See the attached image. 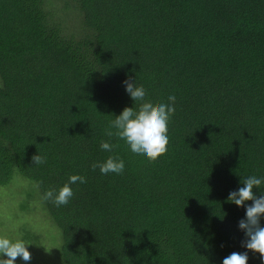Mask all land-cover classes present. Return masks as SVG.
<instances>
[{
	"label": "trees",
	"instance_id": "obj_1",
	"mask_svg": "<svg viewBox=\"0 0 264 264\" xmlns=\"http://www.w3.org/2000/svg\"><path fill=\"white\" fill-rule=\"evenodd\" d=\"M129 78L153 106L176 97L155 161L107 135L124 108L139 113ZM0 80V186L31 182L61 264H221L246 251L245 208L228 196L264 178V0H0ZM109 156L125 174L93 168ZM65 184L73 196L57 206Z\"/></svg>",
	"mask_w": 264,
	"mask_h": 264
},
{
	"label": "clouds",
	"instance_id": "obj_2",
	"mask_svg": "<svg viewBox=\"0 0 264 264\" xmlns=\"http://www.w3.org/2000/svg\"><path fill=\"white\" fill-rule=\"evenodd\" d=\"M123 84L135 105H140V110L137 113L135 110L124 108L114 120L110 121L107 135L118 137L133 156L155 161L167 152L168 125L175 112L176 97L169 95L168 103L161 102L153 106L151 103H146L147 94L143 87H139L130 78L123 81ZM100 147L110 152L114 145L105 141ZM32 159L35 164L43 162V158L39 155L33 156ZM96 167L101 174L111 173L115 176H122L126 171L125 164L118 161L115 156L94 163L93 168ZM69 179L71 183L78 180L81 183L85 182V178L81 176H72ZM262 184L264 178L249 175L242 179L243 186L229 193V202L245 208V218L239 221L238 227L245 234L246 239L242 242V247L246 251L230 253L222 259L221 264H249V252L258 253L264 260V226L261 225V218L264 217V194L256 196L254 193V189H261ZM44 195L45 198L53 197L51 191ZM72 196L73 190L70 184H65L55 193L54 203L57 206L67 204ZM248 201L252 203L248 204ZM28 245L23 239H12L0 234V264H16L17 258L24 262L30 261L32 254Z\"/></svg>",
	"mask_w": 264,
	"mask_h": 264
},
{
	"label": "rangeland",
	"instance_id": "obj_3",
	"mask_svg": "<svg viewBox=\"0 0 264 264\" xmlns=\"http://www.w3.org/2000/svg\"><path fill=\"white\" fill-rule=\"evenodd\" d=\"M22 179H15L9 185L0 186V234H5L12 239H23L24 230L30 229L39 235L40 238L36 243H30L23 239L29 244L31 260L24 262L17 258L16 264H61L54 257L55 245L60 241V233L55 224L47 217L37 196L27 197V190L31 189V182ZM22 202H27V210L20 208Z\"/></svg>",
	"mask_w": 264,
	"mask_h": 264
}]
</instances>
